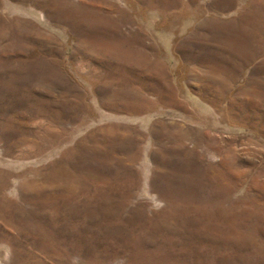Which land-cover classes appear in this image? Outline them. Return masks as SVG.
<instances>
[{"label": "rangeland", "instance_id": "374dc122", "mask_svg": "<svg viewBox=\"0 0 264 264\" xmlns=\"http://www.w3.org/2000/svg\"><path fill=\"white\" fill-rule=\"evenodd\" d=\"M0 264H264V0H0Z\"/></svg>", "mask_w": 264, "mask_h": 264}]
</instances>
